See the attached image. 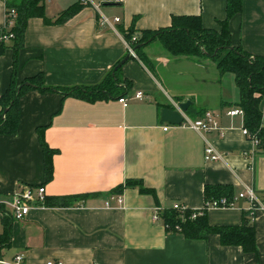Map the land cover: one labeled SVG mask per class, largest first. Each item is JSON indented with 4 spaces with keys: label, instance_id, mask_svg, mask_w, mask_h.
Here are the masks:
<instances>
[{
    "label": "crops",
    "instance_id": "obj_1",
    "mask_svg": "<svg viewBox=\"0 0 264 264\" xmlns=\"http://www.w3.org/2000/svg\"><path fill=\"white\" fill-rule=\"evenodd\" d=\"M79 1L47 0L46 16L54 20ZM93 2L99 9L86 6L61 24L29 20L24 46L17 53L8 47L0 56V98L9 89L15 56L18 84L42 73L49 86H94L129 55L122 30H159L170 27L173 16H201L205 28L219 31L227 18V0H107L102 5L114 8L106 11L101 0ZM103 17L110 24L103 25ZM5 22L0 0V28ZM229 30L233 46L264 57V0H243ZM153 44L145 48L153 70L134 57L120 69V78L132 83L124 98L89 102L39 90L23 95L17 134L0 135L1 260L21 255L24 264H264L260 210L251 216L256 253L224 246L218 235L190 240L168 234L162 221H154L156 207L203 209L205 187L222 185L231 187L233 206L209 210L208 222L242 225L250 203L240 195L253 190L264 203V155H256L245 136L244 118L228 114L240 100L234 75H221L210 60L173 57ZM137 92L145 97L136 99ZM187 101L191 119L211 111L220 131L199 133L163 122L164 108ZM261 108L264 121V100ZM44 143L51 151L49 180ZM207 144L220 161H205ZM129 180L152 193L126 186ZM22 186H43L47 203L65 205L44 204L16 220L10 202Z\"/></svg>",
    "mask_w": 264,
    "mask_h": 264
},
{
    "label": "trees",
    "instance_id": "obj_2",
    "mask_svg": "<svg viewBox=\"0 0 264 264\" xmlns=\"http://www.w3.org/2000/svg\"><path fill=\"white\" fill-rule=\"evenodd\" d=\"M47 0H8L7 9H14L15 16H6L5 25L0 28V56L8 47L17 51L24 46V38L30 19L41 18L46 24H61L79 13L86 5L79 2L63 11L56 19L46 16ZM243 10V0H227V18L221 23V30L204 27L201 16H173L168 28L145 30L137 33L132 26L128 31L122 30L127 42L143 64L151 66L145 48L159 41L164 49L173 57H183L197 62L210 60L216 64L221 75L231 73L240 92L237 107L244 112V128L249 132L247 137L255 141L256 155H264V121L261 108L264 100V57L252 55L241 46H233L229 30L230 20ZM10 37L5 40L4 37ZM12 36V37H11ZM136 37L134 41L133 38ZM132 58V56L130 57ZM122 62V61H121ZM119 62L106 75L104 80L94 86L53 87L46 84L44 74H38L24 80L16 81L17 60L15 56L14 70L9 89L0 98V135H15L20 125V100L27 92H56L65 97H76L89 102L110 98H124L132 90V83L122 80L118 67ZM5 110H7L5 112ZM191 112V111H190ZM45 154V174L49 180L53 175L51 151L43 144ZM126 186H139L143 193L152 190L143 188L137 181L129 180ZM205 200L227 198L233 201L232 189L229 186H206ZM48 202V200L46 199ZM47 206H63L64 202L47 203ZM193 211L165 209L161 214L168 234H181L190 240H206L210 235H218L224 246H240L246 253H256L255 226L252 222V210L246 213L244 223L240 226H211L207 213L192 219ZM10 238L9 231L5 240Z\"/></svg>",
    "mask_w": 264,
    "mask_h": 264
},
{
    "label": "built area",
    "instance_id": "obj_3",
    "mask_svg": "<svg viewBox=\"0 0 264 264\" xmlns=\"http://www.w3.org/2000/svg\"><path fill=\"white\" fill-rule=\"evenodd\" d=\"M7 1L4 0L6 5V16H15V10L14 9H7ZM82 3L86 6H93L96 9H99L98 6H96L93 2V0H81ZM117 2H123V0H116ZM115 22L119 23L120 19L116 18ZM6 23V22H5ZM102 24H110L109 19L106 17H103ZM12 37V36H11ZM10 37L6 36L4 37L5 40H8ZM133 40H136V37L133 38ZM126 48L128 50V53L134 57L137 58V55L133 48L131 47L130 43L125 41ZM143 92H137L135 95V98L138 100H142L144 98ZM122 102H125L126 99H122ZM183 116V122L181 126L190 128L192 130H195L199 133H209L213 131H220V124L216 116L211 111H206L203 113V115L197 119H191L186 113L180 111ZM230 116H244V112L240 108H235L231 110L228 113ZM244 134L246 137L249 136V132L247 129L244 128ZM255 143V141H253ZM204 159L206 162H217L222 159V156L210 145L207 144L204 150ZM241 199H247L250 203V210L252 212L256 210H260L264 212V203H262L256 193L253 190H250L246 192L245 194L240 195ZM117 202L119 204H123V197L118 196L116 198ZM46 202V191L43 186L33 188L29 186H22L18 192H16L12 196V200L10 202V206L13 210L14 216L16 220H24L30 211L38 206H44ZM107 206L110 205L109 202L106 203ZM233 206V202H229L227 198H222L220 200H212V201H206V204L203 209L201 210H194L193 214L191 216L192 219H196L199 216H204L209 210L211 209H219V208H230ZM173 209L179 210V211H185L187 210L186 207H184L182 204L176 203L173 206ZM165 210V208L156 207L154 208V221H161L160 214ZM0 264H24V258L21 255H18L14 258L11 262H6L4 260L0 259ZM47 264H63L62 262H53L49 261Z\"/></svg>",
    "mask_w": 264,
    "mask_h": 264
},
{
    "label": "water",
    "instance_id": "obj_4",
    "mask_svg": "<svg viewBox=\"0 0 264 264\" xmlns=\"http://www.w3.org/2000/svg\"><path fill=\"white\" fill-rule=\"evenodd\" d=\"M131 55L129 54L124 60H122L121 64L118 65L117 69L125 64ZM192 104L191 101L179 103L177 106L173 108H164L162 110V120L163 122L173 125V126H181L183 122V116L180 111L187 113L189 110L190 105ZM7 110H5L6 112Z\"/></svg>",
    "mask_w": 264,
    "mask_h": 264
},
{
    "label": "rangeland",
    "instance_id": "obj_5",
    "mask_svg": "<svg viewBox=\"0 0 264 264\" xmlns=\"http://www.w3.org/2000/svg\"><path fill=\"white\" fill-rule=\"evenodd\" d=\"M54 1V0H53ZM103 2H107V0H101V2H98V4H99V6H100V8H101V10L102 11H106V10H108V9H112V8H114V7H104L103 5H102V3ZM116 8V7H115ZM161 45V43L159 42V41H156V42H154V44L152 45L153 47V49L154 48H158L157 46H160ZM148 68H149V70L151 71V70H153V68L151 67V66H148Z\"/></svg>",
    "mask_w": 264,
    "mask_h": 264
}]
</instances>
